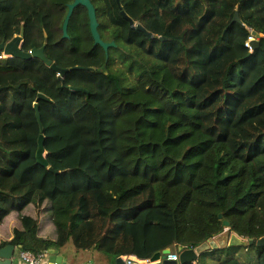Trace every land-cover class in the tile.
<instances>
[{"label": "trees", "instance_id": "1", "mask_svg": "<svg viewBox=\"0 0 264 264\" xmlns=\"http://www.w3.org/2000/svg\"><path fill=\"white\" fill-rule=\"evenodd\" d=\"M73 1L0 0V43L24 28V51L94 68L61 78L39 58H0V225L19 221L0 248L145 260L229 232L254 243L220 264H264V0H91L108 54L81 4L63 36Z\"/></svg>", "mask_w": 264, "mask_h": 264}, {"label": "water", "instance_id": "2", "mask_svg": "<svg viewBox=\"0 0 264 264\" xmlns=\"http://www.w3.org/2000/svg\"><path fill=\"white\" fill-rule=\"evenodd\" d=\"M117 2L120 4V0H117ZM83 5L87 7L89 19H90V27L91 32L93 35V38L95 40L96 44H99L103 47V49L108 54L109 48L116 46V43L114 41L112 42H106L101 38L100 32H99V21L97 18V10L95 5L92 3L91 0H74L72 3L68 5V12L64 19L62 29H63V36L68 37V27L70 23V19L73 15L74 9L78 5ZM123 17L130 21V24L132 27H137L138 29L144 31L148 37L154 38L156 37L155 34L148 32L142 25L136 24L134 20H132L125 11H121ZM234 21L241 22V19L239 18L238 12L236 13V16L234 18ZM254 37L251 39L250 44L255 49L258 45H260V36L262 34L257 33L256 31L253 32ZM24 35L25 30L22 28L21 34L16 35L13 37L10 41H3L0 43V52L3 53L5 56L10 57H19L22 59H31V58H39L43 61H45L50 67L58 73V75L63 78L65 75H67L69 72L74 70H86V71H93L94 68L91 67H85L81 65L72 66L70 68H61L56 65V63L52 62L51 59H49L45 53V46H42L40 48H32L30 51H24L22 49L23 42H24ZM160 39L165 40V37H160ZM5 87H0V91H2ZM77 90H83L86 91L83 88H72ZM38 99L53 102L52 98L46 96L44 93H38ZM34 107L36 110V116L38 119L39 124L42 127V119L40 114V105L38 102L34 103ZM44 140L45 137L43 134H40L38 139V150L36 153L37 162L48 166V161L45 157V149H44ZM49 170L58 173L53 167L49 166ZM219 217H222V214L219 215ZM225 225H229L228 221H224ZM254 240H245L242 239L240 236H238L236 233H223L221 235H218L214 237L213 239L203 242L199 246L195 248L190 249H184L183 247H180V255H179V262L176 260L167 259V255L171 252L170 247H167L163 249L161 252L156 253L151 259V263H141V264H185L188 262H194L197 261L199 256L209 250H215L218 248H225L227 246H246L248 244H253ZM257 245H264V237L257 240ZM23 250L22 246L16 247L13 244H7L4 247L0 248V264H25L24 260L22 259L20 253ZM48 254L52 255V258L50 260L51 264H67V261L64 260L63 256L58 253V250L56 247H51L48 249ZM111 264H137L136 262L127 263L123 260L121 256L115 258Z\"/></svg>", "mask_w": 264, "mask_h": 264}, {"label": "crops", "instance_id": "3", "mask_svg": "<svg viewBox=\"0 0 264 264\" xmlns=\"http://www.w3.org/2000/svg\"><path fill=\"white\" fill-rule=\"evenodd\" d=\"M16 214L17 213H15V215ZM41 218H42V222H43V227L46 230L51 225V222L46 215H44V216L42 215ZM4 225H3L4 228L0 225V227L3 228V230H1V232L4 231L3 234H0V239L4 236H6V237L9 236V238H10L13 235V229L12 228L14 227V225H12V227L10 228L9 231L7 230V229H9V226H7L6 223ZM40 234H44V232L41 231ZM68 244H70V243H68ZM67 245L60 247V248L56 247V249L58 250V253L63 256L64 260L67 261V264H111L114 260V259L107 258V257L106 258L99 257V255H97V250H95V249L78 250L75 248L74 244H73V246L75 249H70V248H67ZM19 246H22V245L20 244V245H17L16 247L19 248ZM45 254L46 255L44 257L43 263L44 264H51L50 260L52 258V255L48 254V250L45 252ZM195 263H196V261H195Z\"/></svg>", "mask_w": 264, "mask_h": 264}, {"label": "rangeland", "instance_id": "4", "mask_svg": "<svg viewBox=\"0 0 264 264\" xmlns=\"http://www.w3.org/2000/svg\"><path fill=\"white\" fill-rule=\"evenodd\" d=\"M40 114H41V111H40ZM44 137L46 138V135H44ZM47 155H48V152L45 150V157L46 158H47ZM17 222H18L17 214L15 215V213H13L10 216H8L7 220L5 221L6 225L9 226V229H7V230L9 231L10 228L12 227V225H14ZM4 224H1V226L3 227ZM3 228L0 227V234L4 233V231L1 232V230H3ZM67 248L75 249L72 243L68 244ZM241 251H242V249L236 254L240 259H242V253H244V252H241ZM232 253L233 252L230 249H228V246L225 247V248H218V249H215V250H210V252L208 253V255L205 258V262L207 264H220L221 262H223L228 257V255H231ZM252 253H253L254 257H255L256 249H252ZM97 255H99V257H103V258L107 257V258H111V259H114V260L116 258V257H113V256H109V255L103 254V253H101L99 251H97Z\"/></svg>", "mask_w": 264, "mask_h": 264}, {"label": "built area", "instance_id": "5", "mask_svg": "<svg viewBox=\"0 0 264 264\" xmlns=\"http://www.w3.org/2000/svg\"><path fill=\"white\" fill-rule=\"evenodd\" d=\"M250 44V42L248 43V45ZM171 252L167 255V259H171V260H176L179 261V254H180V247L174 245L173 247H170ZM22 259L24 260L25 264H44V257H45V253H41V254H34L31 252H27V251H21L20 253ZM123 258V260L127 263H132V262H136L137 264H141V263H151L150 259H139L138 257L134 256V255H122L121 256Z\"/></svg>", "mask_w": 264, "mask_h": 264}, {"label": "clouds", "instance_id": "6", "mask_svg": "<svg viewBox=\"0 0 264 264\" xmlns=\"http://www.w3.org/2000/svg\"><path fill=\"white\" fill-rule=\"evenodd\" d=\"M253 38V37H252ZM251 38V39H252ZM251 39H250V41H251ZM249 41V42H250ZM249 47L251 48V49H253V47L251 46V44H249ZM2 57H7V56H5L3 53H2V55H0V58H2ZM172 247V246H171ZM22 251H24V250H22ZM180 255V254H179ZM137 257V256H136ZM179 262V261H178Z\"/></svg>", "mask_w": 264, "mask_h": 264}]
</instances>
